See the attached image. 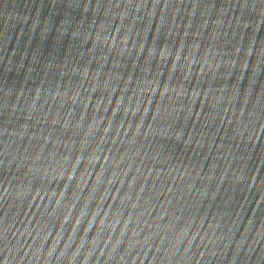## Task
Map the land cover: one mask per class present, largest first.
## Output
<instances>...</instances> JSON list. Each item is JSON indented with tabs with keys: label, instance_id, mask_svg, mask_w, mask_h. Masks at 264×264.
I'll use <instances>...</instances> for the list:
<instances>
[{
	"label": "water",
	"instance_id": "obj_1",
	"mask_svg": "<svg viewBox=\"0 0 264 264\" xmlns=\"http://www.w3.org/2000/svg\"><path fill=\"white\" fill-rule=\"evenodd\" d=\"M0 264H264V0H0Z\"/></svg>",
	"mask_w": 264,
	"mask_h": 264
}]
</instances>
